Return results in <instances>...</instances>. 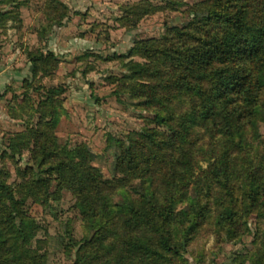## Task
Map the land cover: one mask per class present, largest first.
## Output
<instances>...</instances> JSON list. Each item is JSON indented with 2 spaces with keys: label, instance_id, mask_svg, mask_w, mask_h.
<instances>
[{
  "label": "rangeland",
  "instance_id": "rangeland-1",
  "mask_svg": "<svg viewBox=\"0 0 264 264\" xmlns=\"http://www.w3.org/2000/svg\"><path fill=\"white\" fill-rule=\"evenodd\" d=\"M227 1L0 0V264L17 262L20 251L37 264L85 259L82 246L103 215L91 211L87 221L85 188L95 199L109 198L114 210L125 194L137 197L140 183L128 182V169L119 166L127 147L144 153L151 169L170 157L155 144L173 138L160 120L164 98L177 100L165 93L177 88L171 45L187 50L225 38L227 18L239 7L263 31L264 0ZM256 62L238 64L259 69ZM211 81L203 80V91ZM257 93L256 113H236L248 130L225 183L210 180L227 138L225 114L196 120L194 158L175 179L188 195L175 209L182 211L172 225L175 252L153 248L155 264H264V83ZM191 97L183 111L197 102ZM63 164L73 167L65 173ZM223 184L225 201L217 197Z\"/></svg>",
  "mask_w": 264,
  "mask_h": 264
},
{
  "label": "trees",
  "instance_id": "trees-1",
  "mask_svg": "<svg viewBox=\"0 0 264 264\" xmlns=\"http://www.w3.org/2000/svg\"><path fill=\"white\" fill-rule=\"evenodd\" d=\"M244 12L245 10L239 7L234 16L227 18L228 29L226 28L223 39L213 37L200 43L198 40V45L194 49L187 50L185 46L180 47L171 43L173 46L171 45L168 51H176L174 53L178 54L176 58L179 64L176 66L178 89L168 85L165 93H175L173 98L177 100L174 103L164 98L165 113L160 116V120L173 133V138L165 143L155 144L158 147L161 145L166 151L167 148L171 150L170 157L160 169H151L149 159L142 158L144 153L139 157L132 149L133 146L135 148L134 144L127 147L129 151L121 157L119 166L128 169V182L140 180L138 186L140 191L137 187L134 191L137 193L135 198L125 194L123 202L116 204L114 210L107 209L109 198L95 199L85 188L80 201L84 204L82 210L89 212L87 221L91 219L89 217L93 214H90L91 211L96 213L99 211L103 215L101 221L97 223L98 229L90 243L82 246L87 252L85 259L77 256L75 264H155L157 260L151 258L153 248L161 246L167 251L175 252L177 232H174L172 225L182 215V211L175 209L188 196L187 193L182 194L183 196L180 194L185 186L180 185L181 189H178L179 181L175 179L178 178L180 167L190 168L194 158L191 152L192 137L196 134L194 125L202 116L209 117L212 113L218 112L225 114L222 126L227 138L223 140L221 157L217 159V168L214 170L215 176L210 180L214 183V178L216 180L224 178L225 183V179L226 181L229 177L232 179V171L236 172V166L243 155L242 138L248 130L246 120L236 119L235 116L238 112L239 118L242 119L246 113L257 112L253 108L258 96L257 87L264 83L261 80L264 77V59L260 60L264 56V28L261 29L262 32L257 30L258 27L253 29L245 19ZM175 45L178 46L177 50ZM224 61L225 69L222 68ZM260 61L259 69L256 64V67L254 64L252 67H242L238 64L249 62V65H252L251 63ZM233 63L234 68L231 67ZM215 65H218L217 68ZM254 69L256 71H253ZM163 74L166 76L168 73L161 71V75ZM211 78L212 88L203 91V80ZM191 95L195 96L194 101L197 99V102L183 111L182 109L188 106V98ZM232 120L235 122L234 125ZM212 132L214 134L215 131ZM139 137L145 136L142 134ZM144 139L148 141L146 137ZM63 167L62 170L67 173L73 165L63 164ZM183 177L185 173L179 175L181 180ZM223 185L224 189L217 193V197L225 201V184ZM230 194L232 195V192ZM88 199H92V202ZM188 202L190 204V201ZM10 216L15 219L14 213ZM21 233L19 231L17 237L22 235ZM5 244L1 241L0 247L4 248ZM10 250L8 249V253ZM18 254L21 255L17 256V262L5 261L3 264H37L33 262L35 255H28L26 252L24 255L23 251ZM18 260L21 261L18 263Z\"/></svg>",
  "mask_w": 264,
  "mask_h": 264
}]
</instances>
